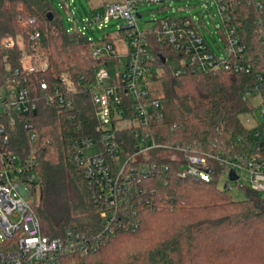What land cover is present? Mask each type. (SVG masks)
Wrapping results in <instances>:
<instances>
[{
  "label": "trees",
  "instance_id": "obj_1",
  "mask_svg": "<svg viewBox=\"0 0 264 264\" xmlns=\"http://www.w3.org/2000/svg\"><path fill=\"white\" fill-rule=\"evenodd\" d=\"M239 1L232 12L253 65L250 73L189 67L177 74L181 65L175 70L170 62L177 63L180 54L152 38L164 112L157 126L170 143L217 153L244 149L255 141L241 116L251 109L247 89L264 73V47L256 34L260 13L245 0ZM62 5L67 8L64 0ZM34 35L39 36L33 40ZM105 63L92 56L87 36L68 32L50 0H0V87L8 79L16 80L36 104L28 114H11L15 125L8 128L7 149L34 161L33 209L43 235L51 238L64 237L69 229L96 235L104 226L101 205L92 198L68 144L81 137L100 139L91 87ZM64 81L78 91L69 94L73 110L47 99L56 88L67 89ZM83 88L86 91L81 92ZM27 121L33 123V130L25 128ZM174 124L180 129L170 131ZM119 134L130 140L126 131ZM169 154L143 158L159 167L169 164L170 169L147 181L142 196L149 203L137 205L138 226L116 225L115 233L94 252L65 254L62 264H264V195L249 192L246 199L234 200L218 187L219 174L211 182L181 179ZM13 245V240L0 241V251Z\"/></svg>",
  "mask_w": 264,
  "mask_h": 264
},
{
  "label": "built area",
  "instance_id": "obj_2",
  "mask_svg": "<svg viewBox=\"0 0 264 264\" xmlns=\"http://www.w3.org/2000/svg\"><path fill=\"white\" fill-rule=\"evenodd\" d=\"M177 1L186 3L178 7V11L186 9L185 14H166L153 20L151 30L139 29L137 20L142 16L138 6L141 3H160L161 9L171 8L176 14L172 4ZM245 1L260 13L256 34L264 47V0ZM239 3V0H112L86 22L98 23L100 29L108 28L111 22L119 27L117 39L109 32L101 44L88 37L92 56L107 60L96 71L91 87L100 139L81 137L68 144L76 167L88 181L92 198L102 208L100 216L104 226L96 235L73 229H69L64 237L43 235L33 209L34 161L11 154L7 149L8 128L15 125L11 114H28L35 110V100L27 88L16 85V80L8 79L0 87V241H14L9 250L0 251V264H62L61 258L65 254L87 256L94 252L105 237L115 233L116 225L135 229L139 224L137 205L149 203L142 196V192L148 190L147 181L170 169L169 164L159 167L156 162L144 161L146 155L152 157L160 152H171L170 160L179 168L178 177L195 182H211L221 172H228L229 181L242 187L239 171L243 170L249 177L250 192L264 194V73L258 74L245 94V98L256 101L263 121L250 130L255 141L245 144L244 149L217 153L198 151L181 142L170 143L157 126L163 120L164 112L156 86L161 72L154 66L152 38L161 47L170 46L180 54L177 65L181 68L177 74L189 67L210 72L250 73L253 65L232 12ZM205 17L211 18L220 33L219 40H215L219 52L212 49L202 30ZM85 28L73 27L68 32L77 31L87 36ZM122 58H125L123 63ZM111 62L116 66L114 76L108 70ZM64 85L65 91L56 88L54 94H47V99L73 110L74 100L69 94L78 91H73L68 81H64ZM41 87L48 88L46 83ZM84 91L85 88L81 90ZM253 112L251 108L247 113ZM25 128L33 130V123L27 121ZM178 129V124L170 127V131ZM125 131L130 140L118 135ZM30 138L34 140L35 133L32 132ZM91 147H95L96 152L87 153ZM219 167L222 168L220 173ZM232 172L237 176L236 180L231 179Z\"/></svg>",
  "mask_w": 264,
  "mask_h": 264
},
{
  "label": "rangeland",
  "instance_id": "obj_3",
  "mask_svg": "<svg viewBox=\"0 0 264 264\" xmlns=\"http://www.w3.org/2000/svg\"><path fill=\"white\" fill-rule=\"evenodd\" d=\"M54 6L57 8L60 17L62 18L67 29L70 28H80L81 30L85 28V33L87 37L91 38L95 43H102L103 38L107 32L111 34L113 39H117L119 36V27L111 22L108 28H99L98 23H89L87 24L89 19H93L94 15H97L99 12L103 10L104 4L106 2L112 0H64L65 6L64 9L62 5V0H50ZM185 2H175L172 4L174 6V11L176 14L172 13V9H161L162 4L160 3H148L143 2L138 6V13L142 16L137 20V26L141 31H149L153 28L154 22L153 20L164 17L166 14L168 15H183L185 14V10L178 11L179 6H184ZM203 14H201V17ZM70 19V20H69ZM208 22V23H207ZM204 26L202 30L207 37L210 46L216 52H219V48L215 40H219L220 33L215 28L214 22H212L211 18L205 17L203 20ZM127 42H125L126 44ZM122 63L125 62V58L120 60ZM170 64L174 67L175 70L178 69V65L176 62H170ZM109 73L111 76H114L116 66L114 62H111L108 67ZM250 107L254 109L253 114L247 113L241 116L242 122L246 128L249 130L253 129L259 122L263 121L262 116L260 115V108L257 106L255 100L250 101ZM247 118L250 121H247ZM252 137V136H251ZM87 153L96 152L95 147H91L86 150ZM239 174L242 178L241 182L243 183L242 187L237 186L236 184L229 181L228 172H221L217 178L218 187L222 190H227L231 197L234 200H244L248 197L249 190V177L247 173L243 170L239 171ZM264 195V194H263ZM37 195L34 194L33 198ZM0 239H1V231H0Z\"/></svg>",
  "mask_w": 264,
  "mask_h": 264
},
{
  "label": "water",
  "instance_id": "obj_4",
  "mask_svg": "<svg viewBox=\"0 0 264 264\" xmlns=\"http://www.w3.org/2000/svg\"><path fill=\"white\" fill-rule=\"evenodd\" d=\"M51 18H52V16H51ZM162 60H163L164 63H166V59L165 58L162 57ZM231 179H233V180L237 179V176L235 175L234 172L231 173Z\"/></svg>",
  "mask_w": 264,
  "mask_h": 264
}]
</instances>
